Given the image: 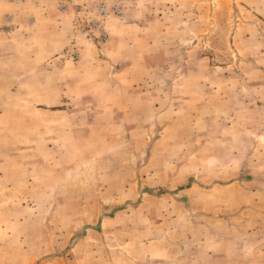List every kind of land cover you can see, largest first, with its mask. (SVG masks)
Here are the masks:
<instances>
[{"label":"rangeland","instance_id":"rangeland-1","mask_svg":"<svg viewBox=\"0 0 264 264\" xmlns=\"http://www.w3.org/2000/svg\"><path fill=\"white\" fill-rule=\"evenodd\" d=\"M0 35V264H264V0H0Z\"/></svg>","mask_w":264,"mask_h":264},{"label":"crops","instance_id":"crops-1","mask_svg":"<svg viewBox=\"0 0 264 264\" xmlns=\"http://www.w3.org/2000/svg\"><path fill=\"white\" fill-rule=\"evenodd\" d=\"M9 33H4L3 35L7 36ZM1 36V35H0ZM56 264H68V262L70 261L69 259H63V258H55L54 259ZM127 264H161V263H158V262H155V261H149L147 263L145 262H137L136 260H134L133 258L131 257H128L127 260H126Z\"/></svg>","mask_w":264,"mask_h":264}]
</instances>
